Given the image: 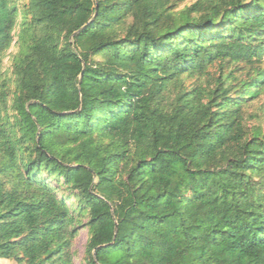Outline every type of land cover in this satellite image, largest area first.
Returning a JSON list of instances; mask_svg holds the SVG:
<instances>
[{
	"label": "trees",
	"instance_id": "trees-1",
	"mask_svg": "<svg viewBox=\"0 0 264 264\" xmlns=\"http://www.w3.org/2000/svg\"><path fill=\"white\" fill-rule=\"evenodd\" d=\"M16 34L0 261L75 264L85 230L83 264H264V137L245 112L264 0H0V66ZM211 66L213 90L184 87Z\"/></svg>",
	"mask_w": 264,
	"mask_h": 264
},
{
	"label": "rangeland",
	"instance_id": "rangeland-1",
	"mask_svg": "<svg viewBox=\"0 0 264 264\" xmlns=\"http://www.w3.org/2000/svg\"><path fill=\"white\" fill-rule=\"evenodd\" d=\"M14 4L18 7L23 6L27 0H11ZM198 0H173L174 12L180 13L184 9L190 7ZM19 32V30L17 31ZM20 51V43L18 39V34H16L14 43L12 44L11 48L5 53L2 59V64L0 66V77L2 79H7L10 81L11 88L15 87L14 82V75H13V67L12 62L14 57ZM261 67L264 69V61L260 64ZM232 67H228L226 71H230ZM250 72V67L242 66L241 70L237 72L238 80H246L248 73ZM218 79V68L216 66H211L207 69V72L203 75H195L186 77L184 79V87L187 89H198V90H205L210 91L213 90L217 85ZM172 92L169 95L164 97L165 103L168 100H171L176 97L178 90L171 89ZM246 117H247V125L248 127H254L260 131L261 137H264V90L261 93L260 97L254 100L245 108ZM19 198L14 199V203H19ZM86 231L83 230L81 232L80 237L76 241L74 245V262L75 264H83L84 254H85V244H86ZM0 264H17L14 261H0Z\"/></svg>",
	"mask_w": 264,
	"mask_h": 264
}]
</instances>
